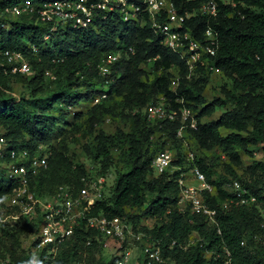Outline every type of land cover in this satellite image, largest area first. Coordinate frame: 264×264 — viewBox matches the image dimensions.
<instances>
[{
    "label": "trees",
    "instance_id": "trees-1",
    "mask_svg": "<svg viewBox=\"0 0 264 264\" xmlns=\"http://www.w3.org/2000/svg\"><path fill=\"white\" fill-rule=\"evenodd\" d=\"M20 1L4 0L0 4V34H3L0 38V50L22 51L34 73L12 74L0 70V78L28 79L29 84L34 87L33 93H36L39 87L36 83L43 79L53 81L47 72L55 77L66 76L71 84L72 78L80 73V69H85L94 77H98L102 87L95 90L96 92H91L96 93L93 99L106 92L108 97L116 95L123 98L126 106L133 105L139 109L132 115L131 132L122 131L120 136H101L98 146L92 148L91 153L94 159H97L102 154L106 158L109 157L110 147L114 144V149L121 147L122 151L128 146L126 155L131 159L127 163L132 167L118 178L114 191L115 194L118 193L116 201L109 204L106 200L97 199L93 214L126 217V205H141L145 191L156 192V196L143 213L157 218L158 224L153 227L136 225L135 219L140 215L127 217L135 223V229L141 228L163 238V255L166 261L164 264L170 259L176 260L177 264H223L226 250L231 253L232 264H264V223L260 208L257 205L240 206L231 201V209L218 207L216 202L231 200L234 192L228 187H223V176H218V180L212 179L213 168L204 157L200 158L196 154L195 164L207 175V179L216 185L217 193L209 197V200L218 210L221 233L218 232V227L208 223L204 217L183 214L178 208L180 189L176 178L181 171L165 172L147 180V176L154 173L152 159L161 149L171 148V142L177 144L176 162L184 164L185 158L183 143L176 137L178 123L149 120L144 111L150 104L155 103L161 94L167 98L169 106L176 109L181 106L176 100L182 97L185 105L195 111L198 127L188 129V138L195 142L198 148L210 150L219 144L238 162L245 155L254 157L259 145H262L264 151V0H230V3L218 0L219 11L215 16L198 14L187 21L194 37L201 41L208 28L216 33L217 52L211 57V62L231 81L229 88L223 89L224 96H217L208 104L205 103L204 92L214 71L199 67L195 74L188 77L185 61L160 43V38L154 33L149 21L140 26L136 21H124L117 13L107 20H102L99 14H96L93 23L87 28H75L68 23L67 26L58 25L57 29L53 30L54 22H43L37 13L19 16L6 14L7 7ZM174 1L181 12H187L197 9L205 0ZM47 33L50 34L48 40L45 39ZM32 46H36L37 50H33ZM110 53H119L121 56L113 64L112 72L102 75L99 73L98 64ZM150 61V72H165L156 75L153 80L145 78L148 71L143 68V65L151 63ZM173 67L178 69V75L181 77L177 92L171 88L172 76L168 73ZM66 95L70 97L72 94L67 91ZM105 100L96 103L90 110L88 122L91 129L102 121V118L97 119V114L103 117L109 112L105 107ZM73 103L74 101H68L65 106L71 107L75 105ZM24 105L23 100L16 102L14 99H5L0 102V129L13 147L26 148L33 156L39 146L49 144V132H45L46 126L38 128L39 120L36 116L22 117L25 113ZM200 106L203 107L199 108ZM225 107L229 110L224 111L217 120L201 121V118L211 116L218 108ZM31 118L35 119L33 125ZM52 122H55V119H52ZM160 124L166 125L161 127ZM11 126L15 128L12 129ZM154 130L159 134L158 137L167 140V144L152 153L147 150L145 153L150 155L144 159L140 136L149 140ZM154 141H157V138ZM63 159L64 157L61 160ZM61 160L54 165L53 155H50L48 167L31 177V186H35L40 195L49 196L60 185L71 186L76 192L84 185L82 178L88 177L86 168L80 166L72 176L58 175L57 166H60ZM261 165L264 164H258ZM5 173V170H1L0 202L4 201L15 186L12 180L4 177ZM56 176L64 180L55 183L53 180ZM232 179L241 181L251 193L258 196L261 203L264 202L263 187L236 175L228 183ZM47 187L49 190L46 191ZM193 233H197L202 240L184 250L180 244L189 240ZM88 240L91 241L90 244L87 243ZM172 240H176L178 244L170 248ZM104 241L103 235L97 231L77 230L63 245L54 264H89L86 255L95 254L97 249H102ZM242 241L245 244H242ZM137 242V245H140V242ZM209 251L220 254L219 258L214 259V254L207 256ZM25 254L26 251L19 256L4 255L0 258L11 257L17 263ZM111 264H117V257Z\"/></svg>",
    "mask_w": 264,
    "mask_h": 264
},
{
    "label": "built area",
    "instance_id": "built-area-1",
    "mask_svg": "<svg viewBox=\"0 0 264 264\" xmlns=\"http://www.w3.org/2000/svg\"><path fill=\"white\" fill-rule=\"evenodd\" d=\"M221 1L230 3V0ZM218 11V0H205L197 9L187 12H181L174 0H21L5 9L6 14L11 16L37 13L43 22H54L53 30L57 29L58 25L67 26L68 23L75 28H87L93 23L96 14H99L102 20H107L117 13L124 21H136L140 26L149 21L154 33L160 38V43L185 61L188 77L195 74L199 67L220 72L211 62V57L217 52L216 33L208 28L201 41L194 37L187 25V21L198 14L215 16ZM49 37L50 34L47 33L45 39L48 40ZM32 47L33 50H37L36 46ZM117 59L118 56L115 54L108 55L99 65V70L101 68L102 73L110 72L111 65ZM0 70L12 74L34 73L22 51L8 49L0 50ZM47 74L52 79L55 78L50 72ZM180 81L179 75L171 81V88L175 92L180 86ZM106 96L107 94L103 93L95 97L94 102L98 103ZM176 101L181 106L177 109L171 108L167 98L159 95L157 101L148 106L147 114L152 121L178 123L176 137L183 143L185 161L184 164L177 163L175 151L166 147L157 152L152 159L153 171L156 172V176L165 172L181 171L176 179L180 189L178 208L183 214L204 217L208 223L218 227V232L221 233L218 210L209 200V197L217 193L216 185L210 182L207 175L195 164L196 151L192 149V140L188 138V129L198 127L195 111L185 105L182 97H178ZM165 125L160 124L161 127ZM48 150L45 145H41L36 154L31 156L26 148L13 147L0 129V169L5 170L7 178L15 183L12 192L5 197L3 203L13 210L11 216L29 220L36 225L32 242L24 257L17 263L11 257H3L0 258V264H54L63 245L76 234L77 230L83 229L94 230L103 235L105 238L103 245L107 248L109 247L107 241L110 239L123 244L129 236H133L141 245H136V248L139 250L138 260L142 264L166 262L163 255V238L141 228L135 229L128 217L93 214L98 197L93 193L97 189L96 180L83 177L84 185L77 192L71 186L60 185L49 196H42L34 187L33 189L31 177L49 165L51 154ZM228 188L234 192L231 202L240 206L257 205L261 208L258 196L251 193L238 179H232ZM201 240L197 233H193L189 240L180 244V247L186 250ZM90 242L87 241L88 244ZM176 244L177 241L172 240L169 247L172 248ZM242 244L245 242L242 241ZM207 254L209 256L214 254V259L220 256L215 251H209ZM223 264H232L231 253L228 250Z\"/></svg>",
    "mask_w": 264,
    "mask_h": 264
},
{
    "label": "rangeland",
    "instance_id": "rangeland-1",
    "mask_svg": "<svg viewBox=\"0 0 264 264\" xmlns=\"http://www.w3.org/2000/svg\"><path fill=\"white\" fill-rule=\"evenodd\" d=\"M3 1L0 0V4ZM2 36L3 34H0V38ZM102 62L103 59L98 65ZM151 67L152 62L143 65V68L148 71V75L145 77L148 80H153L156 75L165 73L162 70L150 72ZM177 70V68L173 67L168 71L172 79L178 76ZM69 83L66 76L55 77L53 81L43 79L36 83V86L39 87L37 90L35 88L36 93H33L34 87L29 84L28 79L0 78V102L5 99L9 101L14 99L16 102L23 100L25 113L22 117L27 118V115L36 116L39 120L38 128L46 126L45 132H49V135H47L49 144H45V146L49 149V154L53 155L54 165L64 157L60 162V166H57V174L72 176L80 166H84L88 171V179H93L97 182V189L93 191L94 194H97V199L106 200L109 204H112L116 201V196L118 195V193L115 194L114 192L118 178L122 173H127L132 168L127 163L131 159V157L126 155L128 146H125L122 151L120 150L121 147L114 149V144L110 147L111 153L107 158L102 154L99 158L94 159L91 151L93 146H98L101 136H120L122 131L131 132L133 127L132 115L139 109L133 105L132 107H130L131 105L126 106L121 97L116 95L109 96L107 100L104 99L105 107L109 112L103 117L97 114V119L102 118V121L91 129L88 117L90 110L96 105L93 99V95L96 94L95 90L102 88L100 81L91 72L80 69V73L72 78L71 84ZM230 85V79L221 71L213 72L210 82L205 88V103H212L217 96L223 97V89L229 88L228 86ZM67 91L72 94L70 97L66 95ZM92 91L95 92L91 93ZM68 101L71 103L74 101L73 104L75 105L71 107L65 106ZM201 107L203 106L199 108ZM226 110H229V108H218L211 116L201 118V121L217 120ZM52 119H55V122H52ZM30 120L33 125L35 119L31 118ZM11 128L13 129L15 126H11ZM244 134L246 133L244 132ZM158 136L159 134H157L156 130H154L149 140H144L140 136L141 142H143L141 151L144 154V159L150 155L145 153L147 150L152 153L153 150H157L167 144V140ZM156 138L157 141H154ZM170 145L171 150L175 151L177 144L171 142ZM192 149L197 152L200 158L204 157V160L213 168V180H218V176L224 177L221 178L223 179V187L227 188L229 186L228 181L236 175L252 180L257 183L258 187L264 188V165L258 166V164H264L262 145L257 147L254 157L245 155L239 162L234 160V156L232 157V154L219 144L213 146L210 150H205L198 148L197 144L192 141ZM235 150L241 151L239 149ZM155 176L156 172L148 175L147 180H151ZM4 177L7 178L6 173ZM63 180V178L56 176L53 182L58 183V181ZM56 188L58 189V186ZM45 190L47 191L49 188L47 187ZM156 194V192L145 191L143 204L126 205V217L140 215V217L135 219L136 225L153 226L158 224L157 218L144 215L143 213ZM230 201L229 199L220 200L216 202V205L223 209H231L233 203ZM260 210L264 223V202L261 203ZM12 213L13 210L5 203L0 202V256H19L23 254L29 248L35 232L36 225L34 222L23 218L18 219L15 216H11ZM107 242L108 248L103 245L102 249H97L95 254L88 253L89 255H86L90 261L89 264H111L116 257L117 264H142L138 260L139 250L136 248L138 242L133 236H129L123 244L112 239ZM176 262V260L170 259L166 264H177Z\"/></svg>",
    "mask_w": 264,
    "mask_h": 264
},
{
    "label": "clouds",
    "instance_id": "clouds-1",
    "mask_svg": "<svg viewBox=\"0 0 264 264\" xmlns=\"http://www.w3.org/2000/svg\"><path fill=\"white\" fill-rule=\"evenodd\" d=\"M110 54H112V53H110ZM110 54H108V55H110ZM108 55H105L102 59L106 58ZM113 55H114V54H113ZM115 55L118 56V59H117V61H118L121 55H120L119 53H115ZM115 62H116V61H115ZM112 66H113V64L111 65V68H110L111 70H110V72L102 73L101 70H99V73L102 74V75L110 74V73L112 72ZM98 68H99V67H98ZM179 76H180V75H179ZM171 81H172V79H171ZM106 88H107V87H106ZM103 93H106V92H103ZM103 93H102V94H103ZM102 94H100V95H102ZM106 94H107V93H106ZM161 95H162V94H161ZM98 96H99V95H98ZM96 97H97V96H96ZM107 97H108V95L106 96V98H107ZM106 98H103V99H106ZM94 99H95V98H94ZM103 99H102V100H103ZM102 100H101V101H102ZM101 101H100V102H101ZM98 103H99V102H98ZM94 104H96V103L94 102ZM147 108H148V107H147ZM147 108L144 109V111H146V113H147ZM147 116H148V114H147ZM148 119H149V118H148ZM196 154H197V153H196ZM175 163H176V162H175ZM174 172H175V171H174ZM174 172H171V173H174ZM153 174H154V173H153ZM158 176H159V175H158ZM178 176H179V175H178ZM176 179H177V178H176ZM198 243H199V242H198ZM198 243H197V244H198ZM197 244H196V245H197ZM184 250H185V249H184ZM186 250H187V249H186ZM207 256H208V254H207Z\"/></svg>",
    "mask_w": 264,
    "mask_h": 264
}]
</instances>
